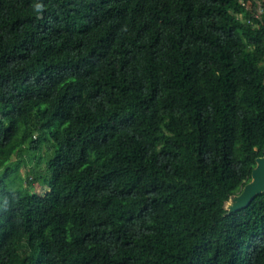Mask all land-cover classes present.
<instances>
[{
	"label": "trees",
	"instance_id": "obj_1",
	"mask_svg": "<svg viewBox=\"0 0 264 264\" xmlns=\"http://www.w3.org/2000/svg\"><path fill=\"white\" fill-rule=\"evenodd\" d=\"M250 8L0 0V264H264V192L224 208L264 151Z\"/></svg>",
	"mask_w": 264,
	"mask_h": 264
},
{
	"label": "water",
	"instance_id": "obj_2",
	"mask_svg": "<svg viewBox=\"0 0 264 264\" xmlns=\"http://www.w3.org/2000/svg\"><path fill=\"white\" fill-rule=\"evenodd\" d=\"M264 192V151L255 158L254 167L251 170L250 180L246 182L241 190L231 195L224 204L227 213L242 209L251 202L259 193Z\"/></svg>",
	"mask_w": 264,
	"mask_h": 264
},
{
	"label": "built area",
	"instance_id": "obj_3",
	"mask_svg": "<svg viewBox=\"0 0 264 264\" xmlns=\"http://www.w3.org/2000/svg\"><path fill=\"white\" fill-rule=\"evenodd\" d=\"M240 4L245 8H249V3L246 2L245 0H240ZM250 12H251L250 17L246 19V22L252 25H256V21H260L262 14L264 13V5L260 3L259 5H257L255 9L250 10ZM236 16L239 18L242 17V15L239 13Z\"/></svg>",
	"mask_w": 264,
	"mask_h": 264
},
{
	"label": "rangeland",
	"instance_id": "obj_4",
	"mask_svg": "<svg viewBox=\"0 0 264 264\" xmlns=\"http://www.w3.org/2000/svg\"><path fill=\"white\" fill-rule=\"evenodd\" d=\"M45 147H46V145H45V146L42 145V148H41V154H42V156H44L43 152H44V150H45ZM17 158H18V157H15V156L12 157L13 160H17ZM35 162H36V160H34V161L32 162V165H34ZM39 165L41 166V168L44 167V164H43L42 162H40ZM25 171H26V167H21L20 170H19V172H20V174H21L22 176L25 175ZM2 172H3V169L1 168V169H0V176L2 175ZM15 175H16V172H15V170H13V171L11 172V174H10V177H13V176H15ZM8 178H9V176L6 177L5 179L8 180ZM36 190H37V192H40V193L43 192L39 186H36ZM225 204H227V203H225Z\"/></svg>",
	"mask_w": 264,
	"mask_h": 264
},
{
	"label": "clouds",
	"instance_id": "obj_5",
	"mask_svg": "<svg viewBox=\"0 0 264 264\" xmlns=\"http://www.w3.org/2000/svg\"><path fill=\"white\" fill-rule=\"evenodd\" d=\"M259 5V4H258ZM257 7V6H256ZM256 7H254V8H252V9H255ZM249 8H250V5H249ZM251 8H250V10H252Z\"/></svg>",
	"mask_w": 264,
	"mask_h": 264
}]
</instances>
